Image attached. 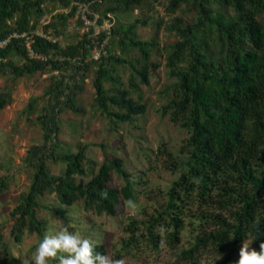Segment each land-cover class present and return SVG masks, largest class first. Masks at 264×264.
<instances>
[{"label":"trees","instance_id":"trees-1","mask_svg":"<svg viewBox=\"0 0 264 264\" xmlns=\"http://www.w3.org/2000/svg\"><path fill=\"white\" fill-rule=\"evenodd\" d=\"M49 1L70 7V0H0V39L12 32L26 35L38 29L51 39L34 34L31 47L38 53L63 55L64 60L30 58L25 36L12 37L0 48V74L18 77L47 69L56 72L60 77L46 92L63 95L64 106L81 114L84 109L73 95L80 87L79 80L68 79L79 70L83 78L95 65L93 105L116 127L121 122L133 123L144 113L146 104L140 86L149 84L159 65L150 62L149 56L154 48L163 50L167 52L169 73L176 80L164 89L169 99L161 106V115H167L187 134L177 151L166 143L150 150L159 158L164 155L162 169L178 172L167 186L151 188V173L157 169L151 152L141 148L145 164L128 167L124 156L106 152V145L100 144L103 157L96 166L86 155L83 143H78L76 150L68 146L59 149L55 138L58 123L48 121L50 109L43 106L38 120L44 131L45 149L34 156L30 153V184L9 212L14 241H21L25 229L36 233L39 243L52 232L53 225L38 214L44 207L57 218L60 229L68 227L89 239L94 252L108 253L111 240L103 225L80 227L82 219L76 215L81 211L76 209L79 205L82 211L108 217L120 227L121 234L113 245L118 246V255L142 242L156 251L169 248L172 258L166 264H235L244 240L250 249L259 251L264 242V0H167L156 26L174 40L164 42L162 47L157 45V33L148 40L135 35L134 27L146 25L149 15L128 25L114 23L112 18L118 12H133L136 8L149 10V0H79L88 3L91 18L97 14L98 25L110 21L108 54L87 62L75 57L89 53L88 33L67 45L52 40L60 32L57 22L64 23L76 7L71 5L68 14H57L56 20L41 23ZM151 1L152 7L160 0ZM181 6L186 15L178 12ZM106 32L102 28L98 39ZM112 44L118 47V53L111 49ZM127 45L140 52V57L133 59L135 64L121 57ZM13 54L23 57L24 63L16 65L11 59ZM113 62H127L132 67L134 76L129 77L126 87L108 66ZM107 81L109 87L105 86ZM9 100V95H0V109ZM48 160L63 163V171L52 173ZM115 175L121 185L114 184ZM47 193L55 194L57 205L48 207L41 202ZM128 200L136 203V213L121 221L120 207ZM75 219L78 222L71 224ZM209 252L215 255L212 262L203 259ZM0 257L6 263L10 260L2 232Z\"/></svg>","mask_w":264,"mask_h":264},{"label":"rangeland","instance_id":"rangeland-1","mask_svg":"<svg viewBox=\"0 0 264 264\" xmlns=\"http://www.w3.org/2000/svg\"><path fill=\"white\" fill-rule=\"evenodd\" d=\"M167 0L155 2L151 7L152 1H147V7L136 8L133 12H118L112 15L114 23L130 24L136 18H142L144 15H149L150 18L146 25L137 24L134 27V32L137 38L148 40L157 33L158 47L164 42H171L174 36L167 34L163 28H157V18L164 14L163 5ZM178 10L183 15H186L181 9ZM151 8V9H150ZM46 12L41 17L40 22H49L55 19L57 14H68L70 7H65L60 2L49 1L45 4ZM189 17V16H188ZM264 21V16H262ZM56 20V19H55ZM53 21V20H52ZM10 23L13 20L9 21ZM41 22V23H44ZM57 22V21H56ZM108 25L110 21H107ZM59 25V34L56 35L57 40L61 45H67L77 40L84 32H87L79 22L75 13L69 16L64 23L57 22ZM157 47V48H158ZM113 51H117L118 47L115 44L111 45ZM154 48L149 56L150 62L157 61L159 64L155 74L150 77L149 84H141L140 93L142 101L146 104L143 114L137 116L133 123L121 122L116 127L109 124L106 115L102 114L99 108L93 105L95 98V90L93 86V72L95 65H91L86 75L81 77L78 73L72 74L68 79L71 82H77L79 88L74 90V99L79 107L84 109L81 114L74 113L69 108L64 106V96L50 95L46 92L49 85L52 86L55 80L59 79L60 74L50 70L36 71L32 74H24L22 76H13L10 73L0 74V95H9V102L0 109V232L5 236L10 250V260L6 263L3 257H0V264H22L18 257L30 258L34 252V247L39 244V237L36 233H29L25 229L20 242H15L11 234L12 219L10 210L18 203L19 195L28 189L32 168L28 161L30 153L32 156L41 153L44 149V131L39 123V117L42 114V107L48 106L49 118L48 121L58 123V131L55 136L60 144V150H65L66 146L71 150H76L78 143L86 145V155L95 162L97 166L102 160V149L100 144L106 145V152L114 153L115 155L124 156L128 160L129 166H138L145 164V160L140 152L141 148L144 151L151 152L156 150L161 143H166L177 151L181 144V139L187 134L186 130L174 125L167 115H161V106L165 104L169 96L164 92V89L175 82V77L169 73V68L166 66V51H156ZM121 57L127 61L136 62L134 57H140V52L137 48L127 45ZM11 59L16 65H22L25 59L17 54H13ZM113 75L117 81L126 87L128 79L134 76V72L129 63H109ZM139 68V66H136ZM56 75V76H54ZM55 77V78H54ZM82 78V79H81ZM81 79V80H80ZM137 79V78H135ZM105 86H110V81L105 82ZM133 96H135L133 94ZM114 127V128H113ZM152 164L154 171L151 173V183L154 188L157 185L165 187L177 177L178 172L162 169L160 165L161 158L156 156V153L151 152ZM47 167L52 173L60 174L63 171L64 165L61 162H53L48 160ZM114 184L121 185L122 181L116 175L114 176ZM150 189H148L149 191ZM41 202L48 207L58 204L54 193H47ZM76 209L81 210L78 214L82 219L81 228L84 226L99 224L103 225L107 239L111 240V245L108 248V254L115 259H123L125 264H166L172 256L169 248H161L154 250L148 243L142 242L137 248L131 249L128 252L116 254L113 245L114 241L120 236V227L109 222V218L105 216H97L90 211H82L78 205ZM136 213V211H134ZM132 210L126 209L123 205L120 207V218L126 220L127 216L134 214ZM39 216L47 220L52 228L60 229L61 224L57 218L52 216L47 209L41 207ZM75 215V216H76ZM74 216V218H75ZM118 222L120 219H116ZM78 220H73L71 224H75ZM117 222V223H118ZM56 225V226H55ZM207 262H212L215 255L209 252L203 256Z\"/></svg>","mask_w":264,"mask_h":264},{"label":"clouds","instance_id":"clouds-1","mask_svg":"<svg viewBox=\"0 0 264 264\" xmlns=\"http://www.w3.org/2000/svg\"><path fill=\"white\" fill-rule=\"evenodd\" d=\"M102 195L107 197L106 192ZM125 207L134 212L137 205L134 201L128 200ZM238 255L235 264H264V242L260 243L257 251L250 249V244L244 240ZM18 259H21L22 264H50L57 259L59 264H125L123 259H115L107 252L105 254L94 252V245L89 239L69 231L68 227L53 228L50 234L43 237L30 258Z\"/></svg>","mask_w":264,"mask_h":264},{"label":"built area","instance_id":"built-area-1","mask_svg":"<svg viewBox=\"0 0 264 264\" xmlns=\"http://www.w3.org/2000/svg\"><path fill=\"white\" fill-rule=\"evenodd\" d=\"M71 5L76 7L75 15L79 19L81 25L87 31L86 33H88V37L90 38V43L86 44V47L89 48V53L85 56L83 55L82 58L79 56L75 58H78L79 60L87 62L91 60L92 58L97 60L101 57V55H107L108 54L107 45L109 41V26H110V24L108 25V22H107L108 20H105V22L102 25H98L96 22L97 14L96 15L94 14L93 18L89 16L91 12L88 9V3H85L79 0H70V7ZM41 22H44V19ZM102 28L103 30L107 31L106 36L103 37L101 40H99L98 34L100 33ZM34 34L46 36L44 33L39 31L38 29L35 30L34 33L26 34V35L25 33L18 34L16 32H12V33H9L7 36L0 39V48L5 47L9 43L12 37L25 36L26 38L25 47L27 50V54L30 58L39 59L41 61H46L49 58L64 60L63 55L56 54L52 56L51 54L47 55V54L36 52L31 47V42L33 41ZM46 37L48 39H51L49 35H47ZM56 39L57 38H54L52 40L54 41Z\"/></svg>","mask_w":264,"mask_h":264}]
</instances>
